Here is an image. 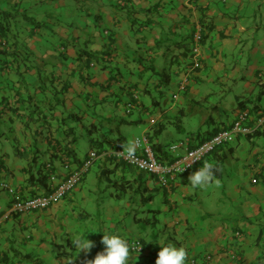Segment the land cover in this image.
Instances as JSON below:
<instances>
[{
    "label": "crops",
    "instance_id": "0c3cea01",
    "mask_svg": "<svg viewBox=\"0 0 264 264\" xmlns=\"http://www.w3.org/2000/svg\"><path fill=\"white\" fill-rule=\"evenodd\" d=\"M262 91L264 0H0V215L16 197L46 196L90 151L98 164L95 177L89 167L61 201L9 214L0 225V264H88L103 251V234L93 240L77 223H93L86 207L100 192L109 198L99 212V223H109L104 234L141 242L129 264H155L169 243L186 250V264H264ZM134 101L132 119L126 104ZM242 111L249 134L169 188L113 155L140 154L134 142L146 137L171 163ZM83 135L89 149L81 156ZM205 162L219 183L194 189L188 177ZM120 221L125 232H146L147 242L112 231ZM85 236L94 243L87 253L74 243Z\"/></svg>",
    "mask_w": 264,
    "mask_h": 264
},
{
    "label": "built area",
    "instance_id": "2783aa9c",
    "mask_svg": "<svg viewBox=\"0 0 264 264\" xmlns=\"http://www.w3.org/2000/svg\"><path fill=\"white\" fill-rule=\"evenodd\" d=\"M194 42L197 44L196 47L192 49V53L195 59L199 56L198 45L201 42V33L198 31L194 34ZM197 62H195L196 66ZM134 107L139 105L138 101L133 104ZM131 103L127 104V113L130 112ZM248 111H242L238 114L237 119L234 121L233 125L229 129L220 130L218 133L213 135L209 140L197 145L193 149H186L184 153L178 156L169 164H162L155 157L154 152L148 144V139L143 137L142 139H137L135 141V147L141 151L140 154L129 155L126 151H116L113 155L117 160H121L128 164L129 166L135 168L140 172L147 173L149 176L154 177L162 188H169L172 181H174L178 176L185 175L194 166L198 165L207 155L212 153L215 149L220 146L232 143L237 136L247 135L250 132V128L246 125L249 120ZM257 125H264V112L257 119ZM186 142H180L179 144L172 145L170 150H175L179 147L185 145ZM96 152L91 151L87 155V159L82 164L81 168L69 175V177L58 184L55 188L51 190L46 196H37L28 199H21L16 197L12 203L9 213H2L0 216V225L9 218V214H24L34 211H41L56 202L61 201L67 193L72 191L84 177L85 173L88 171L92 162L96 158ZM195 160L194 162H192ZM192 162V163H191ZM191 163V167H186L183 172L180 170L186 165ZM141 244L140 241H135L130 243V250L132 252H137L136 249ZM140 247L139 251L141 250ZM138 251V252H139ZM209 258V257H207ZM187 264H195V260L189 259Z\"/></svg>",
    "mask_w": 264,
    "mask_h": 264
},
{
    "label": "clouds",
    "instance_id": "9594fccd",
    "mask_svg": "<svg viewBox=\"0 0 264 264\" xmlns=\"http://www.w3.org/2000/svg\"><path fill=\"white\" fill-rule=\"evenodd\" d=\"M133 152L134 149L129 148V155H132ZM194 161L195 160L192 162ZM191 163L186 165L180 171L183 172L186 167H191ZM215 176V165L212 162H205L197 170L192 172L188 177V181L195 189L208 185L214 181L219 183V181L215 179ZM74 243L78 246L79 252L83 250L87 253L94 247V243L91 240L86 239V236L83 238H77ZM101 243L105 246L103 251L98 252L94 259L88 261V264H129L131 258L130 245L122 235L103 234ZM140 247L141 244H139V247L136 249L137 253ZM186 260V250L183 247H176L169 243L161 245L155 264H186Z\"/></svg>",
    "mask_w": 264,
    "mask_h": 264
},
{
    "label": "rangeland",
    "instance_id": "374dc122",
    "mask_svg": "<svg viewBox=\"0 0 264 264\" xmlns=\"http://www.w3.org/2000/svg\"><path fill=\"white\" fill-rule=\"evenodd\" d=\"M146 101H148V100H146ZM127 109H128V107H127V104H126V112H127ZM136 107H134V105L132 104V106H131V108H130V113H132V115L131 116H129L130 118H132V119H134L136 116H137V113H136ZM138 125H135V126H132L133 128H136ZM186 126H187V122H186ZM131 127V128H132ZM135 132V131H134ZM140 132V131H139ZM130 134H132V132H130ZM131 136V135H130ZM129 136V137H130ZM128 137V145H129V142H130V140H132V138H129ZM175 137H177V135L176 134H172L171 136H165L164 137V141L165 142H167L168 144H169V141H171V139H173V138H175ZM142 139V138H141ZM185 140H183V142H184ZM135 143V142H134ZM180 143V141H176L175 142V145L176 144H179ZM166 144V143H165ZM231 144V143H230ZM232 144H233V142H232ZM89 149V143H87V141H86V138H85V135H83L82 137H80L79 139H78V146L76 147V150L77 151H79V154L82 156V155H85V153L87 152V150ZM169 150V149H168ZM95 164V163H94ZM94 164H92L91 166H90V172L87 174V176H91V178H94L95 177V175H94V172H93V170H96V167H97V165L98 164H96L95 166H93ZM93 166V167H92ZM92 168V169H91ZM180 177H178V179H179ZM84 181H85V176H84V178H83V180H82V182H80L82 185H83V183H84ZM104 181V180H103ZM215 182V181H214ZM80 184H78L77 186H79ZM76 186V187H77ZM100 195H98V199H97V202H95L94 204H93V206H89V207H86V209H87V211L89 212V214L91 215V217H92V219L94 220L93 221V223L92 224H90V226H85L87 223L86 222H81V223H77V226H78V228H79V224L81 225V229H80V231H81V233H86V236H94V238H93V240H96V239H98L99 238V236L100 235H102V234H104V233H106L105 231H109V223L107 224L106 222L102 225V223H99V220H101L102 218H103V216L102 215H99V212H100V214H103V213H105V211H106V202H107V200L109 199V198H107L104 194H103V192H100L99 193ZM205 202V199L203 200V203ZM207 208V207H206ZM118 211V210H117ZM117 211H114V213L113 214H117ZM113 212V211H112ZM127 221V220H126ZM129 221L131 222V224H130V226H132V218H130L129 219ZM126 224H125V222L124 221H120L118 224H116V225H111V226H114V228L112 229V231H121L122 233H123V235L125 236V237H128V236H130V234L131 235H134L135 237H138L139 239H143L145 242H147V239L148 238H145L144 237V233H146V232H141V237L140 236H138V233H137V231L135 232L134 230L132 231H130V230H127L126 232H125V230L124 229H122L124 226H125ZM110 226V227H111ZM87 229V230H86ZM134 234H133V233ZM157 233L156 232H152L151 233V239H149V241H153L152 240V238H156V237H154V236H157L156 235ZM87 239V238H86ZM130 239H132V238H130ZM131 241H139L138 239L137 240H131ZM66 251L68 252V249H66ZM133 254H135V252H133ZM24 264H31L29 261L28 262H26V261H24ZM46 264H48V263H46Z\"/></svg>",
    "mask_w": 264,
    "mask_h": 264
},
{
    "label": "trees",
    "instance_id": "16d2710c",
    "mask_svg": "<svg viewBox=\"0 0 264 264\" xmlns=\"http://www.w3.org/2000/svg\"><path fill=\"white\" fill-rule=\"evenodd\" d=\"M4 16H5V17H9L10 14H4ZM262 95H264V91L260 92V94H259V96H258V99H259ZM134 103H135V101L132 102L131 105L134 104ZM248 114H249V112H248ZM249 115H250V114H249ZM233 123H234V122H233ZM232 125H233V124H232ZM232 125H231V126H232ZM231 126L228 127V128H225V129H229V128H231ZM222 130H224V129H222ZM218 132H219V131H218ZM218 132H217V133H218ZM215 134H216V133H215ZM215 134H213V135H215ZM213 135H212V136H213ZM212 136H211V137H212ZM211 137H210V138H211ZM210 138H208L207 140H209ZM207 140H205V141H207ZM203 142H204V141L200 142L199 144H201V143H203ZM199 144H197V145H199ZM197 145H196V146H197ZM226 145H228V144H226ZM196 146H194L193 148H195ZM223 146H225V145H223ZM220 147H222V146H220ZM193 148H191V149H193ZM155 157L158 159L159 162H161L162 164H165L162 160H160V158L157 156L156 153H155ZM84 161H85V160H84ZM84 161H83V163H84ZM168 164H169V163H168ZM196 166H197V165H196ZM218 176H219V174L216 173V177H218ZM79 184H80V183H79ZM70 192H71V191H70ZM67 194H68V193H67ZM31 198H32V197H31ZM27 199H28V198H27ZM11 206H12V204H11ZM1 215H2V214H1ZM1 215H0V216H1ZM130 251H131V250H130ZM131 252H132V251H131ZM195 264H196V262H195Z\"/></svg>",
    "mask_w": 264,
    "mask_h": 264
}]
</instances>
